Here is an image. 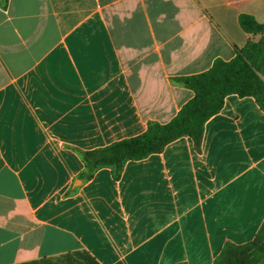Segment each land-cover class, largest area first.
I'll return each mask as SVG.
<instances>
[{"label":"crops","instance_id":"crops-1","mask_svg":"<svg viewBox=\"0 0 264 264\" xmlns=\"http://www.w3.org/2000/svg\"><path fill=\"white\" fill-rule=\"evenodd\" d=\"M264 0H0V264H214L264 223V111L230 95L182 137L82 182L81 152L165 124L178 78L260 36ZM264 264V263H263Z\"/></svg>","mask_w":264,"mask_h":264},{"label":"trees","instance_id":"trees-1","mask_svg":"<svg viewBox=\"0 0 264 264\" xmlns=\"http://www.w3.org/2000/svg\"><path fill=\"white\" fill-rule=\"evenodd\" d=\"M242 30L258 41L250 40L230 61L217 59L205 72L176 79L193 92L189 100L168 123L149 122L146 130L135 137L115 142L104 148L81 152L85 171L78 178L82 182L93 178L96 171L112 170L120 180L126 164L143 160L164 151L167 145L190 137L196 151H201L206 123L223 109L230 95L252 97L264 111V23L253 16L239 17ZM264 223L254 240L241 245L227 243L214 264H263Z\"/></svg>","mask_w":264,"mask_h":264}]
</instances>
